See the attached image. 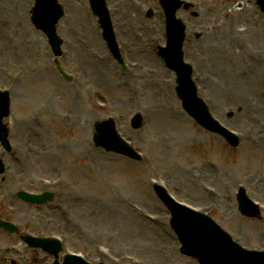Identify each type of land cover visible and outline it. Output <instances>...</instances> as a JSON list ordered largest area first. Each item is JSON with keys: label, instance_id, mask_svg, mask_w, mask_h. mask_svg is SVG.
<instances>
[{"label": "rangeland", "instance_id": "374dc122", "mask_svg": "<svg viewBox=\"0 0 264 264\" xmlns=\"http://www.w3.org/2000/svg\"><path fill=\"white\" fill-rule=\"evenodd\" d=\"M17 1L0 0V8L4 4L7 10L20 13L25 17L26 30H31L29 34L18 33L24 23L12 26L2 22L11 12L1 11L0 84L11 92L6 122L14 152L4 158L11 170L7 173L16 172L21 180L67 176L73 188L61 190L59 181L60 190H54L56 198L51 204L36 207L19 203V217L2 208L0 214L17 218L18 224L31 231L63 233L74 247L87 242L90 247L108 243L113 247L106 254L110 259L99 256L105 264H197L177 253L178 243L167 224V211L151 190L153 179L161 181L177 199L209 207L212 218L243 246L263 248L264 215L255 220L241 216L234 193L238 185H243L251 198L264 202V172L252 163L253 154L264 159V128L258 126L264 121V93L260 90L264 60L251 61L256 67L245 77L239 76L245 57H250L240 41L246 36L252 50L264 54V32L238 26L226 32L219 29L229 8L235 5L233 9H237L242 2L239 11L244 14L247 8H253L250 0H197L198 18L183 11L177 13L189 39L184 48L191 52L188 56L201 76L195 78L201 97L208 101L215 118L242 135L236 148L202 129L180 107L173 90V74L156 53L157 44L164 39L158 11L147 19L142 12L131 10L129 0H107L114 10L111 18L116 38L129 67L122 71L107 52L88 0H58L64 8L58 33L65 40V56L60 61L74 78L68 83L57 74L44 36L30 22L33 0H20L22 6ZM121 1L122 7L133 14L123 15ZM260 22L263 25V20ZM225 27L229 28L227 24ZM95 32L98 37L92 41ZM195 33L199 38L193 36ZM99 56L106 64L99 65ZM146 69L154 71L147 74ZM98 75H103V84ZM245 81L252 91H238ZM95 101L104 106L97 107ZM135 113L143 116L138 131L129 124ZM43 114L37 125L32 118ZM97 115L100 119L113 116L119 133L143 154L141 162L94 147L91 123ZM73 118L76 121H71ZM25 141L30 142L29 151L24 148ZM203 184L209 185L214 195H209ZM4 185H0V192L10 193L11 183ZM75 186L84 196L81 203L72 206L69 193L79 192ZM59 200L62 206L57 205ZM134 207L142 209L144 215ZM68 210L71 222L67 220ZM76 222L83 223L85 234H89H81ZM10 244L12 238L2 234L0 248ZM85 255L93 260L97 253Z\"/></svg>", "mask_w": 264, "mask_h": 264}, {"label": "water", "instance_id": "95a60500", "mask_svg": "<svg viewBox=\"0 0 264 264\" xmlns=\"http://www.w3.org/2000/svg\"><path fill=\"white\" fill-rule=\"evenodd\" d=\"M93 6L96 7V0H93ZM186 107L190 106L186 105ZM114 150L130 154L127 148L119 150L115 148ZM181 221H188L189 228ZM173 226L184 244L183 252L197 256L200 261L203 259L205 261L203 264H257L256 261L264 264L263 254H247L245 256L243 252L234 248L225 237L218 234L216 230L213 231L205 227L201 220L196 217L189 218L179 215L174 218ZM209 247L213 250L211 256L207 257Z\"/></svg>", "mask_w": 264, "mask_h": 264}, {"label": "bare ground", "instance_id": "6f19581e", "mask_svg": "<svg viewBox=\"0 0 264 264\" xmlns=\"http://www.w3.org/2000/svg\"><path fill=\"white\" fill-rule=\"evenodd\" d=\"M17 4L19 5V6H22L23 5V3H22V1H20V0H18L17 1ZM2 5V4H1ZM4 5V4H3ZM3 5L1 6V8H0V13H1V11H3L1 14H6V11H9V12H11L10 13V17L6 20V21H4L3 19H2V22H4V23H6V24H9V25H12V26H18V25H20L22 22L24 23V25H23V28L22 29H19V32L18 33H22L23 31L25 32V33H31V30H29V29H27L26 30V28H27V26H26V24H25V22H26V20H25V17H23L20 13H17V12H12V11H10V10H7L6 8H4L3 7ZM13 14V15H12ZM11 15H12V17H11ZM263 17H264V15H263ZM250 23V25L252 26V27H256V24H255V22H249ZM0 26H1V24H0ZM1 28V27H0ZM12 29H15V27L14 28H12ZM264 38V37H263ZM263 38H262V41H263ZM91 39H92V41H95V36L94 35H92L91 36ZM29 46H30V48L32 47V44H31V42H30V44H29ZM98 60H99V65L100 66H102V65H104V64H106L105 63V59H103V58H97ZM101 60H103L102 62H101ZM152 71H154V70H152V69H146V72L145 73H151ZM158 71V70H157ZM94 76V75H93ZM95 77V76H94ZM150 77H152V76H149L148 77V79H150ZM98 79L100 80V82L103 84L104 83V78H103V75H98ZM245 83H246V85L244 84V83H242V84H244V87H242L243 89H238V91H240V92H245L244 91V89L247 91V90H249V89H251L252 90V86L251 85H249L248 84V82L247 81H245ZM32 84V80H31V82H30V85ZM32 99L30 100L29 98H28V100L26 99V98H24V100H27L28 102L29 101H32L33 100V97H31ZM178 116H179V114H177ZM181 131H183V129H180ZM81 134V133H80ZM90 149V148H89ZM90 153H93V152H90Z\"/></svg>", "mask_w": 264, "mask_h": 264}]
</instances>
